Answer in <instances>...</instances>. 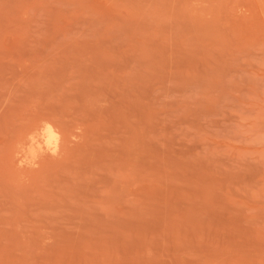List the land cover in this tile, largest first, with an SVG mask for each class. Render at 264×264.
Listing matches in <instances>:
<instances>
[{
	"label": "rangeland",
	"instance_id": "374dc122",
	"mask_svg": "<svg viewBox=\"0 0 264 264\" xmlns=\"http://www.w3.org/2000/svg\"><path fill=\"white\" fill-rule=\"evenodd\" d=\"M0 264H264V0H0Z\"/></svg>",
	"mask_w": 264,
	"mask_h": 264
},
{
	"label": "bare ground",
	"instance_id": "6f19581e",
	"mask_svg": "<svg viewBox=\"0 0 264 264\" xmlns=\"http://www.w3.org/2000/svg\"><path fill=\"white\" fill-rule=\"evenodd\" d=\"M49 133L52 134V131L49 130Z\"/></svg>",
	"mask_w": 264,
	"mask_h": 264
}]
</instances>
